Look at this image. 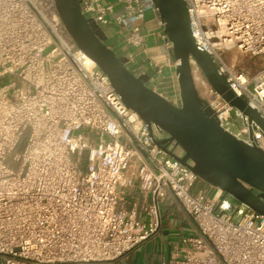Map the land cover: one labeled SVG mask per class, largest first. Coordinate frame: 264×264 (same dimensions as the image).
<instances>
[{
	"label": "built area",
	"instance_id": "built-area-1",
	"mask_svg": "<svg viewBox=\"0 0 264 264\" xmlns=\"http://www.w3.org/2000/svg\"><path fill=\"white\" fill-rule=\"evenodd\" d=\"M200 50L220 65L237 96L264 117V66L253 72L224 50L264 56V0H185ZM87 19L117 29L127 48L151 33L153 0H80ZM168 45L171 43L162 34ZM126 55V54H124ZM130 60L133 52L127 53ZM194 79L197 62L191 57ZM0 264H116L158 233L162 204L174 197L195 233L182 236L162 264H264V216L201 180L159 145L166 133L128 108L108 76L74 42L54 0H0ZM220 125L264 149L247 116L230 128L234 107L203 96ZM167 136V135H166ZM182 157L175 142L162 144ZM137 184L150 201L144 219L122 205Z\"/></svg>",
	"mask_w": 264,
	"mask_h": 264
},
{
	"label": "water",
	"instance_id": "water-1",
	"mask_svg": "<svg viewBox=\"0 0 264 264\" xmlns=\"http://www.w3.org/2000/svg\"><path fill=\"white\" fill-rule=\"evenodd\" d=\"M54 2L74 42L108 76L124 104L149 126L153 123L166 133L167 139L159 145L172 158L190 167L203 182L264 216V149L248 144L220 125L214 110L197 90L191 57L223 101L247 116L251 135L255 125L264 133V117L237 96L214 57L197 47L185 0H153L176 61L180 105L150 87L147 76L128 69L129 56L118 55L106 44L111 35L107 26L100 27L87 19L80 0ZM170 141L184 150L182 157L162 146Z\"/></svg>",
	"mask_w": 264,
	"mask_h": 264
},
{
	"label": "crops",
	"instance_id": "crops-1",
	"mask_svg": "<svg viewBox=\"0 0 264 264\" xmlns=\"http://www.w3.org/2000/svg\"><path fill=\"white\" fill-rule=\"evenodd\" d=\"M146 24L151 33L146 37L142 48H127L119 38L115 27L107 26L111 35L106 42L118 55L133 52V57L127 67L135 74L147 76V84L155 91L175 103L174 97L179 96V85L176 77V61L171 55V46L162 38L164 26L160 25L152 12L147 13ZM115 30V31H114ZM196 81V87L203 97L211 87L203 74ZM167 139L162 135L159 141ZM211 185L199 180L195 189L210 190ZM123 206L130 212L134 210L138 217L144 219L142 205L150 201L141 193L137 184L125 187ZM162 224L157 234L148 238L142 245L128 253L116 264H162L168 260L176 248L177 241L184 235L195 233V226L189 215L179 202L169 196L162 204Z\"/></svg>",
	"mask_w": 264,
	"mask_h": 264
},
{
	"label": "rangeland",
	"instance_id": "rangeland-1",
	"mask_svg": "<svg viewBox=\"0 0 264 264\" xmlns=\"http://www.w3.org/2000/svg\"><path fill=\"white\" fill-rule=\"evenodd\" d=\"M145 28L146 29H149L150 27H149L148 24H146L145 25ZM118 36H120V35H118ZM106 44H107V42H106ZM223 56L230 63H234L236 67H238L240 69L243 68V69H245L248 72H253V71L257 70L258 68L264 66V56L263 55H258V56H252V55H249V54L242 55V54L238 53L236 50H224ZM194 72H195V76L197 77L196 78V81H197V80H199L198 78L201 77L200 71H197L195 69ZM9 80L10 79L8 77H4V78L0 79V85H3V84L8 83ZM173 100L175 101V104L180 105V98H179V96L178 97H174ZM235 118H236V109L233 108L232 111H231L230 128H231V131L232 132H234V133H240L241 128L243 127V122L239 118V119L236 120V122L234 124H232ZM210 188L211 189L207 192V194L209 196H212L213 193H214V191L216 190V188L213 187V186H211ZM229 198L232 201H234V199L232 197L229 196Z\"/></svg>",
	"mask_w": 264,
	"mask_h": 264
}]
</instances>
